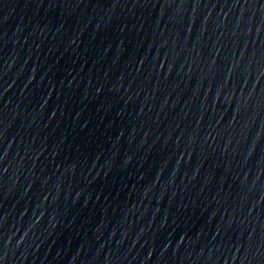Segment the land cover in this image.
Returning <instances> with one entry per match:
<instances>
[{"label":"water","instance_id":"obj_1","mask_svg":"<svg viewBox=\"0 0 264 264\" xmlns=\"http://www.w3.org/2000/svg\"><path fill=\"white\" fill-rule=\"evenodd\" d=\"M0 248L264 264V0H0Z\"/></svg>","mask_w":264,"mask_h":264}]
</instances>
